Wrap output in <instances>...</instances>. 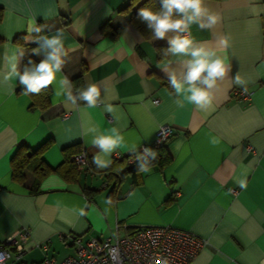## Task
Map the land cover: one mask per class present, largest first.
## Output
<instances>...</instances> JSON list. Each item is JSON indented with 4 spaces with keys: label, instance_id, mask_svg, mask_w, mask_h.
Instances as JSON below:
<instances>
[{
    "label": "crops",
    "instance_id": "1",
    "mask_svg": "<svg viewBox=\"0 0 264 264\" xmlns=\"http://www.w3.org/2000/svg\"><path fill=\"white\" fill-rule=\"evenodd\" d=\"M129 1L0 0V240L15 241L6 264L58 262L74 253L75 239H104L116 226L123 233L166 224L205 241L189 264H264V0H205L220 20L210 30L192 25V37L215 43L228 36L230 47L222 54L232 66L205 110L186 102L177 106L166 74L179 68L176 58L165 55L166 40L145 37L129 20L130 7L122 9ZM33 20L64 31L63 75L71 82L78 76L82 87L97 84V107L57 97L55 85L49 86L46 107L31 106L16 80H3L11 51L23 54L21 63L35 56ZM104 21L120 25L116 38L100 29ZM19 34L22 41H14ZM236 74L246 81L248 96L237 91ZM107 104L111 113L104 111ZM166 123L173 128L165 143L167 163L118 179L109 173L117 163L108 169L92 163L99 150L91 144V127L121 131L125 145L112 160L130 153L132 144L152 146ZM46 140L40 156L55 169L37 183L30 167L14 177L18 145L36 148ZM77 148L88 153V165L70 160ZM22 228L25 237L17 234ZM17 243L24 247L19 258Z\"/></svg>",
    "mask_w": 264,
    "mask_h": 264
},
{
    "label": "clouds",
    "instance_id": "2",
    "mask_svg": "<svg viewBox=\"0 0 264 264\" xmlns=\"http://www.w3.org/2000/svg\"><path fill=\"white\" fill-rule=\"evenodd\" d=\"M137 15L146 23L153 40H166L165 55L176 58L179 68L166 71V74L178 97L177 106L182 108L186 102L199 110L209 108L213 102V90L231 71L227 55L222 54L230 47V38L220 36L215 43L197 42L192 37L191 27L196 25L200 30H210L219 22V15L206 6L205 0H160L158 9L141 7ZM29 30L35 34L31 43L37 45L33 54L40 57L39 61L29 58L21 67L23 54L11 51L10 55L5 56L7 72L3 80H16L25 95H39L49 86L55 85L53 91L57 97L63 96L73 105L83 102L90 108L97 107L101 99V89L97 84L89 83L75 88L70 78L63 75L67 56L64 31L56 29L52 32L50 26L37 24L35 20ZM233 82L242 91H247L246 81L239 74L235 75ZM15 87L13 85L12 91H15ZM104 111L111 113V104L105 105ZM88 133L91 144L99 150L93 156L92 163L97 169L109 167L112 154L125 145L121 131L116 127L105 131L91 127ZM210 142L213 145L217 143L215 139ZM128 147L129 152L136 156L137 169L144 173L150 172V166L157 160L158 153L150 147H144L142 151L135 144ZM239 184L242 188L246 186L243 179ZM3 256L0 253V258Z\"/></svg>",
    "mask_w": 264,
    "mask_h": 264
},
{
    "label": "built area",
    "instance_id": "3",
    "mask_svg": "<svg viewBox=\"0 0 264 264\" xmlns=\"http://www.w3.org/2000/svg\"><path fill=\"white\" fill-rule=\"evenodd\" d=\"M242 96H248L249 91L237 90ZM154 102L157 99L153 100ZM173 128L170 124H161L155 134L153 146L164 144L171 135ZM147 144L138 146L142 151ZM116 154L115 157H119ZM72 158L79 166L88 165V156L84 150L72 154ZM135 157H128V161ZM233 192L235 190L232 189ZM116 226L115 233L104 239L92 237L82 243L79 239L73 254H69L58 262L52 259H44L40 264H189L190 260L204 246L205 241L193 232L172 225H142L130 232H119ZM17 234L25 237L28 234L26 228L18 229ZM14 237L0 240V264H6L10 255V244L14 243ZM43 247L46 244H42ZM15 257H21L24 247L15 244Z\"/></svg>",
    "mask_w": 264,
    "mask_h": 264
},
{
    "label": "trees",
    "instance_id": "4",
    "mask_svg": "<svg viewBox=\"0 0 264 264\" xmlns=\"http://www.w3.org/2000/svg\"><path fill=\"white\" fill-rule=\"evenodd\" d=\"M132 4H135V7H133ZM128 7H130L129 8V20L135 25V27L145 37L151 36L150 30L147 28L146 23L139 19L137 13H138L139 8L141 7H152L154 9H158L160 7V0H130L128 3L122 6V9H126ZM1 19H2V7L0 6V21ZM100 29L104 33L110 35L112 38H116L120 31V25L112 26L109 24L108 21H104L100 24ZM22 36H23L22 34H19L15 36L13 40L21 42L23 38ZM30 58L37 62L39 61V57L37 56H32ZM28 59L22 61L21 67L23 66V64L27 62ZM78 80H79L78 76L72 79V82L75 88L82 87L81 80L79 81ZM17 90L18 91L22 90V86H18ZM49 91H50V87L42 91L39 95H30L32 99L31 106H38L40 108L46 107L49 101V98H48ZM48 143H49V140H46L42 142V144H40L36 148H28L27 144L20 143L14 155L12 156V175L14 177H18L19 175H22L21 169L23 166L30 167L35 173L34 181L37 183L43 175L49 172L50 169H55V168H51L50 166H48V164H46L40 156L42 149L45 148ZM165 143L160 146H153V147L150 146L151 149L155 150L158 153L157 160L152 163H157L161 166L170 160V155L165 148ZM80 150H84L86 152L84 148H77L72 154ZM72 154L70 156V160L74 162L76 166H78V164L72 158ZM86 154L88 156V161H89V155L87 152ZM130 156L136 158L134 153L120 154L119 157L114 156L112 158L111 165L108 168H111L114 163H117V164L115 165V168L111 170L109 173L113 172L114 173L113 176L116 179H118L124 173H128V172L134 173L137 170L138 162L135 160V158L132 161H128L127 159Z\"/></svg>",
    "mask_w": 264,
    "mask_h": 264
}]
</instances>
